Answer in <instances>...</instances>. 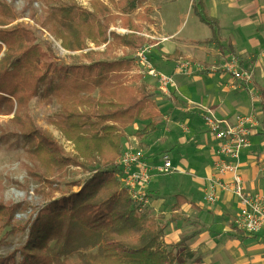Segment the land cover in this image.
Masks as SVG:
<instances>
[{
  "label": "trees",
  "instance_id": "obj_1",
  "mask_svg": "<svg viewBox=\"0 0 264 264\" xmlns=\"http://www.w3.org/2000/svg\"><path fill=\"white\" fill-rule=\"evenodd\" d=\"M110 1L112 8L93 2L90 12L74 0H43L48 7L42 30L49 25V33L62 49L79 53L68 56V64L57 61L51 43L44 42L48 51L34 45L33 31H27L30 28L0 30V113L13 114L8 123L17 128L5 129L4 135L20 139L26 151L27 175L40 185L35 192L42 199V206L23 223L16 215L21 205L0 200V249L7 246L8 237L27 232L23 245L0 257V264H175L172 249L176 246L167 251L161 242L165 224L174 218L160 221L147 210L141 211L123 185L117 165L124 130L137 120L149 121L135 135L152 134L160 114L145 86L133 90L118 82V72L130 71L131 55L145 44L137 35L141 28L130 17L143 0ZM195 4L194 12L215 37L216 22L206 16L200 0ZM8 8L1 4L0 16L9 17ZM117 20L129 33L109 30ZM113 48H122L123 56L109 59ZM94 90L99 99L92 96ZM45 94L59 107L55 124L73 145L74 155H64L53 136L27 119L29 102ZM261 108L264 114V104ZM71 167L89 176L80 183L72 182L67 179ZM76 186L79 189L74 192ZM145 192L150 198L147 188ZM57 193L59 197L54 195ZM174 197L172 212L184 205L198 209L184 196ZM251 236L243 232L231 235Z\"/></svg>",
  "mask_w": 264,
  "mask_h": 264
},
{
  "label": "crops",
  "instance_id": "obj_2",
  "mask_svg": "<svg viewBox=\"0 0 264 264\" xmlns=\"http://www.w3.org/2000/svg\"><path fill=\"white\" fill-rule=\"evenodd\" d=\"M196 2L143 0L130 16L133 18L140 13L138 24L144 20L149 28L162 29L157 39L167 40L156 50L161 62L155 63L158 72L168 76L172 84L166 91L156 86L160 94L171 99L161 110L158 102L150 99L160 114L156 131L149 134L155 143L141 140L142 145L134 141L126 146L136 147L150 164L160 163L161 157L167 155L174 168L177 178L163 187L152 180L155 174L152 175L147 186L150 197L147 212L150 215L152 210L157 213L164 210L163 218L152 215L160 221L174 218L172 223L165 224L161 242L167 251L176 246L172 249L175 264H264V228L246 239L231 237L243 232L233 223L239 209L237 198L215 187L212 192L215 202H206L211 179H228L229 176H219L216 172L217 143L206 131L204 122L208 114L228 122L239 115H251L260 122L261 132L251 136L250 147L240 154L237 171L245 192L264 196V114L261 108L264 104V0H200L206 16L217 24L215 37L212 29L194 12ZM230 53L252 71L250 84L234 90L227 75L228 80L217 73L208 75L196 70V65L211 67ZM178 61L189 62L192 67L178 70ZM146 81L151 83L152 79ZM195 113L201 116L199 126ZM197 129L203 134L191 139ZM178 194L198 209L184 205L179 211L168 214L167 209L171 210L176 201L174 196ZM181 240L184 243L178 245Z\"/></svg>",
  "mask_w": 264,
  "mask_h": 264
},
{
  "label": "rangeland",
  "instance_id": "obj_3",
  "mask_svg": "<svg viewBox=\"0 0 264 264\" xmlns=\"http://www.w3.org/2000/svg\"><path fill=\"white\" fill-rule=\"evenodd\" d=\"M95 1L105 6H110L112 8L110 0H74V2L77 4L78 7H81V9L90 12L93 10L92 5L93 2ZM4 3L6 5H9L10 7L8 8L10 11V16L9 17L0 16V30H8L13 26H21V27L25 26L30 28L27 31L29 32H31V30L33 31V39L31 40L33 41V44L39 47L40 50L43 49L45 51H48V46L44 42L46 41L48 44L51 43L53 53L54 55H56L58 62H64L68 64L67 63L69 62L68 56L79 54L78 52L69 53L64 49H62L60 46V42L56 40L49 33L47 29L49 25H47V27L44 28L45 30H42L40 25L45 21L44 18L47 16L46 10L48 7V5L43 2V0H0V5ZM0 15H2V12H0ZM140 16H141L140 13L137 15H133L132 20L137 26L141 28V32L137 33V35L145 39L144 46H148L150 49V54H148L149 61L153 66V68L158 71L155 62L156 61L161 62V58H159L156 55V53L160 54L156 50L160 48L159 45L163 46L162 41L167 40V38L157 39L158 35L162 34V29L160 31V29H158L156 26H152L149 28V26H146L147 23L144 20L142 24L140 23L138 24L137 21H140L139 18ZM116 22H117L116 26L118 28L117 29L110 28L109 30L111 32H114L119 35L121 34L124 35L129 33L128 30L122 29L120 27L119 20H117ZM141 25L143 26V28ZM3 50H5L4 46H3ZM138 51L139 49L136 50L133 55H131V57L134 58L133 61L134 63L130 71L118 72V74H121L119 75L120 79L118 80V82L125 84L126 86H128L133 90L145 86L146 88L145 91L147 92V94L152 96L150 97V99L157 101L158 102L157 105L161 110V106H164L165 102H169L171 99L168 98L166 95H162L158 92V90L156 89L158 83L156 82L155 79L150 78L149 76L146 77L147 75L144 74V70L141 68V66L139 65L138 61L135 58V55ZM230 54L234 55L232 53ZM121 56H123L122 48H113L111 51L108 52V58L112 60H117ZM0 57H2V54L0 55ZM50 57L51 55L49 56V59H51ZM208 75H212V74H208ZM219 75L226 77V79L228 80L225 74L221 73ZM146 79L149 80L152 79V81H150L151 83L146 81ZM92 96H94L95 99H99L100 94H98V90H94ZM15 108L16 106L14 104V111ZM77 109L79 111L82 110L81 107H77ZM28 110L29 111L27 115L30 118L27 116V119L29 120L31 119V121L34 123L35 126L41 128L42 130L46 131L51 136H53L55 140L61 145L64 155L67 156L74 155L75 151L73 145L71 144V142H69L63 137L59 127L55 124V122L59 120L58 118L59 107L54 99H52L47 94H45L43 98L37 97L36 99H33L32 101L29 102ZM195 115L196 118L194 119L199 126V124H201V119H200L201 116L200 114H196V113ZM13 116H14L13 114L5 115L4 112L0 113V200L3 201L4 203L21 205L22 209L19 208V211L16 215L19 216L18 218L20 221L18 222L23 223L29 217L34 215L33 213L36 209H39L42 206V199L35 192L36 189L40 188V185L32 181L27 175L26 167L28 162L26 157V151L20 139L14 136H9L6 138V136L4 135L5 129L9 132L17 131V128L12 127L8 123V121L12 119ZM21 116L23 117V115ZM146 124H148V121L141 122L137 120L135 121L133 126L128 127L124 130V137L122 139V148H123L122 152L127 147L131 149L130 148L131 146L129 145L126 146L127 143L132 144L134 141L140 143L141 140L146 142L149 141V143L156 141L154 138L153 140H151L150 135L144 137L143 139H139L135 135L136 132L142 130ZM187 124L188 123H184L186 127L191 128ZM193 132L194 135L190 137L191 139H194L197 136L203 134L199 129H197V131L194 130ZM140 144L142 145V143ZM135 148L136 147L133 148L134 151L136 150ZM135 152H139V151L137 150ZM68 171H70V173L69 175L67 174V179H69L72 182L80 183V181H83L85 178L89 176L88 173H82L77 167L68 168ZM174 174L171 173L167 175H154L152 180L156 182L158 186L163 187L169 180L177 178L176 175ZM78 189L79 188H77V186L73 188L74 192H77ZM54 195L59 197L60 194L57 193ZM163 212L164 210L163 211L161 210L159 213L154 212L152 210V212H150V216L154 215L160 219L163 218V216H165L162 214ZM167 212L169 214L171 210L167 209ZM25 234H27V232L20 233L16 236L8 237V239H6L7 246L2 247L0 249V257L3 258L6 257L8 254H10L13 251V249H16L19 246L23 245L26 239ZM16 260H18V256L16 257ZM73 260L76 261V257H73Z\"/></svg>",
  "mask_w": 264,
  "mask_h": 264
},
{
  "label": "built area",
  "instance_id": "obj_4",
  "mask_svg": "<svg viewBox=\"0 0 264 264\" xmlns=\"http://www.w3.org/2000/svg\"><path fill=\"white\" fill-rule=\"evenodd\" d=\"M148 54L150 49L143 46L136 53L135 58L144 74L156 79L158 88L166 91L171 79L158 72L151 65ZM192 67L189 62L178 61L176 69L188 70ZM196 70L205 74H225L229 78L231 89H240L243 85L250 84L253 73L243 66L237 56L228 54L218 64L211 67L196 65ZM143 75V74H142ZM206 131L217 143V159L215 169L219 176H229L228 179H211L209 194L206 202L213 204L216 200L212 194L218 187L223 191L231 192L238 201L239 209L234 219V227L247 234H256L264 228V196L247 193L244 190L241 177L238 174V162L240 154L250 147V138L261 132L260 122L251 115H239L233 122L216 119L212 114L204 116ZM137 151V150H135ZM126 149L117 161L123 185L127 188L132 200L141 211L147 210L149 198L145 189L149 185L152 175H167L174 172L167 155L161 157L160 163H148L141 151Z\"/></svg>",
  "mask_w": 264,
  "mask_h": 264
}]
</instances>
